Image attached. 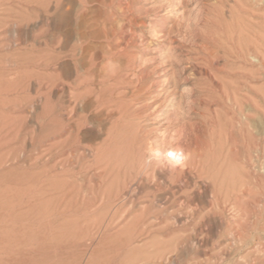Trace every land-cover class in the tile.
Masks as SVG:
<instances>
[{
  "label": "rangeland",
  "instance_id": "rangeland-1",
  "mask_svg": "<svg viewBox=\"0 0 264 264\" xmlns=\"http://www.w3.org/2000/svg\"><path fill=\"white\" fill-rule=\"evenodd\" d=\"M0 264H264V0H0Z\"/></svg>",
  "mask_w": 264,
  "mask_h": 264
},
{
  "label": "clouds",
  "instance_id": "clouds-1",
  "mask_svg": "<svg viewBox=\"0 0 264 264\" xmlns=\"http://www.w3.org/2000/svg\"><path fill=\"white\" fill-rule=\"evenodd\" d=\"M190 153L182 147L175 149L148 142L144 149V165H155L159 168L183 169L186 167Z\"/></svg>",
  "mask_w": 264,
  "mask_h": 264
},
{
  "label": "bare ground",
  "instance_id": "bare-ground-1",
  "mask_svg": "<svg viewBox=\"0 0 264 264\" xmlns=\"http://www.w3.org/2000/svg\"><path fill=\"white\" fill-rule=\"evenodd\" d=\"M240 16V15H239ZM242 105V104H241ZM241 108V107H240ZM238 110H239V108H238ZM117 127V126H116ZM241 129V128H240ZM241 131V130H240ZM246 132H247V138L250 140L251 139V141L253 142V135H252V133H251V131L250 130H246ZM254 142L256 143V141L254 140ZM220 143V142H219ZM252 145H253V143H252ZM253 146H256V145H253ZM248 148H249V146H248ZM254 148V147H253ZM256 150L258 149V147L256 146V148H255ZM213 151V150H212ZM248 153H250V151H248ZM223 155H225V154H223ZM257 155V154H256ZM221 157H222V155H221ZM249 157V156H248ZM247 157V158H248ZM257 157V156H256ZM250 158H251V156H250ZM257 159V158H256ZM245 161V160H244ZM250 161V160H249ZM248 161V162H249ZM251 162V161H250ZM143 163V162H142ZM187 164H188V162H187ZM252 164H253V160H252ZM136 166V165H135ZM148 167H154V166H152V165H150V166H145L144 165V167H143V169L146 171V169L148 168ZM132 168H133V166H132ZM131 168V169H132ZM137 168V167H136ZM155 168H156V166H155ZM153 170H154V168H153ZM153 170H152V172H153ZM247 170V168L245 169V171ZM137 171H138V169H137ZM149 171V170H148ZM155 171V170H154ZM168 172V174H169V176H179L180 175V173H182V172H184V168L183 169H168L167 170ZM231 171H232V169H231ZM248 171V170H247ZM136 172V171H135ZM141 172V171H140ZM159 173V172H158ZM137 174V173H136ZM143 176V175H142ZM208 176V175H207ZM236 177H237V179H239L238 181H240V182H242L243 181V177H244V175L242 174V175H240V174H237V175H235ZM156 177V176H155ZM174 177V178H175ZM135 178V177H134ZM142 178V177H141ZM244 178H246V177H244ZM132 179H133V176H132ZM139 179V178H138ZM123 180H124V178H123ZM232 180V179H231ZM130 183V182H129ZM139 185V184H138ZM124 188V187H123ZM126 188V187H125ZM117 190V189H116ZM128 192H130V190L128 191ZM117 193H118V191H117ZM130 194H132V192H130ZM124 197H126V196H124ZM197 197V196H196ZM117 198V197H116ZM121 199V198H120ZM123 199H125V198H123ZM165 199V198H164ZM191 199V197H189V200ZM124 201V200H123ZM122 201V202H123ZM197 201H198V199H197ZM120 202H121V200H120ZM199 202V201H198ZM127 203V202H126ZM129 203V202H128ZM127 203V204H128ZM126 204V205H127ZM153 204H154V206H157V203H156V201L154 202L153 201ZM129 205V204H128ZM165 205V204H164ZM168 205V204H167ZM122 206H123V204H122ZM114 207H115V205H114ZM120 207V206H119ZM125 207V206H124ZM129 207H131V204H130V206ZM152 209L154 208V207H151ZM161 208H162V206H161ZM166 208V207H165ZM142 210H143V207H142ZM153 210H155V209H153ZM158 210V209H157ZM159 210H160V207H159ZM245 210V209H244ZM123 211L124 210H122L121 212L123 213ZM146 210H144L143 211V213H142V217L140 216V217H137V218H135L134 220H133V217H130V218H132L131 220H133L132 221V223H134L135 225H137V226H140L141 228H144V227H146V226H150V225H154V224H158V223H160V217L159 216H154V217H152V218H150V219H146V218H144L143 217V214H144V212H145ZM116 212H117V210H116ZM151 212H152V210H151ZM157 212V211H156ZM152 213H154V211L152 212ZM151 213V214H152ZM164 213V212H163ZM121 214V213H120ZM115 215V214H114ZM134 215H136V214H134ZM155 215V214H154ZM157 215V214H156ZM160 215V214H159ZM121 216H123V215H121ZM118 218V217H117ZM162 219V218H161ZM244 219V218H243ZM129 220V219H128ZM164 220V219H163ZM114 221H115V219H114ZM133 224V225H134ZM152 228L154 227V226H151ZM151 227H149V228H147V229H151ZM156 227V226H155ZM139 230V229H138ZM136 231V230H135ZM143 232V231H142ZM145 232V231H144ZM147 232H148V230H147ZM133 234V233H132ZM138 234V233H137ZM140 234V233H139ZM127 239H129V238H127ZM134 239V238H133ZM132 240V239H131ZM161 258H162V256H161Z\"/></svg>",
  "mask_w": 264,
  "mask_h": 264
}]
</instances>
